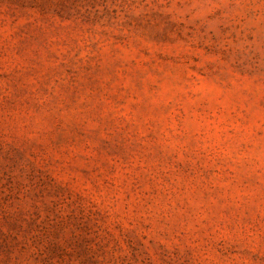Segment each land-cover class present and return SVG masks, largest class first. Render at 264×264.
Returning a JSON list of instances; mask_svg holds the SVG:
<instances>
[{
  "label": "rangeland",
  "instance_id": "374dc122",
  "mask_svg": "<svg viewBox=\"0 0 264 264\" xmlns=\"http://www.w3.org/2000/svg\"><path fill=\"white\" fill-rule=\"evenodd\" d=\"M0 264H264V0H0Z\"/></svg>",
  "mask_w": 264,
  "mask_h": 264
}]
</instances>
